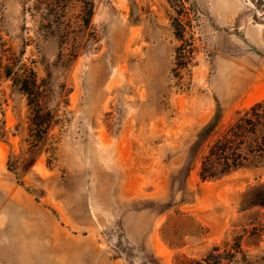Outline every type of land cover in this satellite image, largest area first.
<instances>
[{"label":"rangeland","instance_id":"rangeland-1","mask_svg":"<svg viewBox=\"0 0 264 264\" xmlns=\"http://www.w3.org/2000/svg\"><path fill=\"white\" fill-rule=\"evenodd\" d=\"M262 99L264 0H0V264H264V164L199 176Z\"/></svg>","mask_w":264,"mask_h":264},{"label":"trees","instance_id":"trees-1","mask_svg":"<svg viewBox=\"0 0 264 264\" xmlns=\"http://www.w3.org/2000/svg\"><path fill=\"white\" fill-rule=\"evenodd\" d=\"M21 70L22 66H18L14 82L29 95L31 86ZM220 118V111H217L198 132L197 140L204 142L215 130ZM251 162L264 164V99L237 111L215 132L200 158L199 176L203 180L218 178Z\"/></svg>","mask_w":264,"mask_h":264}]
</instances>
